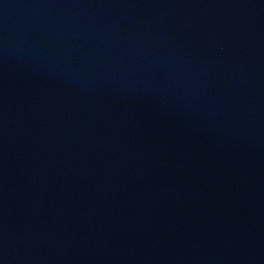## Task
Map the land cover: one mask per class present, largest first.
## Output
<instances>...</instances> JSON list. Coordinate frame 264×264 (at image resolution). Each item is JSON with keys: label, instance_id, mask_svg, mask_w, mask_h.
Instances as JSON below:
<instances>
[{"label": "water", "instance_id": "water-1", "mask_svg": "<svg viewBox=\"0 0 264 264\" xmlns=\"http://www.w3.org/2000/svg\"><path fill=\"white\" fill-rule=\"evenodd\" d=\"M0 264H264V0H0Z\"/></svg>", "mask_w": 264, "mask_h": 264}]
</instances>
